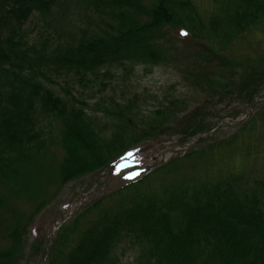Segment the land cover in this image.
Wrapping results in <instances>:
<instances>
[{"label": "trees", "instance_id": "1", "mask_svg": "<svg viewBox=\"0 0 264 264\" xmlns=\"http://www.w3.org/2000/svg\"><path fill=\"white\" fill-rule=\"evenodd\" d=\"M87 1L113 18L114 24L105 22L108 29L100 35L83 31L54 48L45 43L41 49L29 50L22 49L25 42L19 31L32 13H49L58 0H0V184L4 186L11 187L13 181L19 184L24 165L38 177L48 174L50 183L55 182L53 171L58 165L47 152L41 119L61 123L60 137L54 142L64 150L58 166L62 186L110 167L140 142L165 134L175 114L187 110L175 109L179 101L175 98L170 106L145 112L138 92L108 96L97 108L89 109L69 90L63 96L51 87L48 80L53 81L52 75L74 74L82 84L103 76L101 84L106 88L105 80L110 84L117 77L112 68L123 66L132 71L136 64L163 61L161 40L169 25L217 45L216 56L264 21V0H216L222 3V15L212 16L205 35L200 28L193 31L197 13L192 0H153L150 4L148 0ZM219 58L225 67L231 63ZM205 76L210 81L215 78L212 70ZM235 79V75L220 76L210 88L229 92ZM257 82V73L251 72L238 90L250 104L255 102ZM218 83L221 87L215 86ZM188 117L186 136L207 132L200 123L192 122L194 117ZM179 160L95 200L57 233L51 251L59 241L67 250L50 255L48 264H115L112 251L123 237L146 243L141 264H264V177L249 180L241 172H231L216 179L172 183L164 189H151L145 183ZM31 180L35 182V178ZM37 187L42 188L39 183ZM5 206L0 193V225L6 221L2 217ZM93 210L98 211L96 217L81 228V219ZM16 220L7 229L11 242L0 249V264H18L23 258L28 227L20 225L22 218Z\"/></svg>", "mask_w": 264, "mask_h": 264}, {"label": "rangeland", "instance_id": "2", "mask_svg": "<svg viewBox=\"0 0 264 264\" xmlns=\"http://www.w3.org/2000/svg\"><path fill=\"white\" fill-rule=\"evenodd\" d=\"M152 1L148 0L149 4ZM192 3L197 13L193 31L197 33L200 28L205 35L204 28L208 29L212 16L222 15V3L216 0H192ZM105 11L108 13L109 9ZM105 22L114 24L115 21L106 13L96 11L87 0H58L51 12H34L22 26L19 31L24 36L25 46L22 49H41L45 43L51 49L62 42L71 41L83 31H87V35H100L103 30L108 29ZM163 34V61L157 64H136L132 71L123 66L112 68V73H116L117 77H112L110 84L106 79V88L101 84L103 76L98 79L92 76L84 84L74 74L52 75L53 81L48 80V84L59 94L64 96L69 90L77 101H83L89 109L97 108V103L108 96H130L138 92L142 94L139 100L146 108L145 112L160 105L170 106V101L175 98L179 101L174 108L187 110L175 114L165 134L140 142L111 167L85 174L62 186L58 183V166L64 157V150L59 142H54V139L60 137L61 123L58 120L50 122L48 119H41L48 138L47 152L54 156L52 163L58 165L53 171L56 173L55 182L50 183L48 174L38 177L36 171L24 165L19 184L14 181L11 187L0 184V193L5 197L6 203L2 209L3 214L1 213L6 221L0 225V249L10 245L7 229L16 223V219L22 218L20 225L28 227L24 236L23 258L18 264H48L50 255H55L62 249L66 251L67 248L60 241L51 251L57 233L97 200L82 203L84 199L103 189L109 194L128 181L139 178L142 173L124 177L126 182L114 179L133 164L156 162L151 170L140 177L143 178L156 168L180 159L159 172L157 178L145 182L151 189H164L172 183L192 179H216L231 172H241L249 180L264 177V103L258 101L264 99V21L235 39L226 49L220 50L219 54L216 53L217 57L215 50L220 47L205 39L193 38L191 33L184 32L180 27L169 25L163 30ZM219 55L231 61L229 66L222 65ZM15 62L18 60H14ZM211 70L215 75L212 81H219L220 76L227 79L235 75L233 90L220 92L211 89L214 84L205 76ZM251 72L258 75V82L254 87L255 101L258 102L246 118L234 122L233 119H240L252 105L238 95L243 78H248ZM215 86L221 87L219 83ZM196 109L199 112L194 117ZM190 115L194 117L193 123H200L207 131H215L199 138L186 136L184 127L191 120L188 117ZM234 136L236 138L232 141ZM189 145L192 147L186 153L192 151L191 155L186 157L185 153H169L167 161L159 162L168 150ZM34 178L35 182H32L31 179ZM38 183L41 189L37 187ZM97 212L93 210L87 213L81 219L80 227L83 228L95 218ZM71 213V217L62 221L63 217ZM144 248L145 242L123 237L115 246L111 257L116 259L115 264H141Z\"/></svg>", "mask_w": 264, "mask_h": 264}, {"label": "water", "instance_id": "3", "mask_svg": "<svg viewBox=\"0 0 264 264\" xmlns=\"http://www.w3.org/2000/svg\"><path fill=\"white\" fill-rule=\"evenodd\" d=\"M260 102H264V100H259ZM258 101H256V102H254L252 105H251V107L246 111V113L240 118V119H233L232 121H234V122H238V121H242L244 118H246L252 111H253V108H254V105H255V103H257ZM213 131H215V129H212L211 131H209V132H207V133H212ZM207 133H201V134H199V136H198V138L199 137H201V136H203V135H205V134H207ZM194 144V143H193ZM192 147V145H190L189 147H187V148H178V149H170V150H168V152L169 153H175V154H178V153H185L187 150H189L190 148ZM168 152H166L164 155H163V157H162V159L159 161V162H165L166 161V157H167V153ZM158 162V163H159ZM156 165V164H155ZM155 165H152V166H146L145 167V169L146 170H150V169H152ZM108 192L105 190V189H103V190H101V191H99V192H97V193H95V194H93V195H91L90 197H87L86 199H84L83 201H82V203H84V202H88V201H91V200H93V199H97V198H99V197H102L104 194H107ZM72 214L73 213H71L70 215H68L67 217H63L62 218V221H66V219L67 218H69V217H71L72 216Z\"/></svg>", "mask_w": 264, "mask_h": 264}]
</instances>
